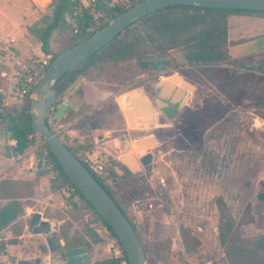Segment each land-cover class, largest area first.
Returning <instances> with one entry per match:
<instances>
[{
    "label": "rangeland",
    "instance_id": "1",
    "mask_svg": "<svg viewBox=\"0 0 264 264\" xmlns=\"http://www.w3.org/2000/svg\"><path fill=\"white\" fill-rule=\"evenodd\" d=\"M51 10V0H0L1 109L21 102L11 89L14 66L10 64V58H22L36 69L40 60L51 56L43 54L39 43L27 32L29 25L39 24ZM244 20H237L232 26V31L237 32L233 38L241 42L256 34L254 25L247 22L248 18ZM55 40L56 35L51 51L58 47ZM238 61L245 71L264 76V50L243 54ZM131 66L134 72L139 69L142 75H132ZM182 68L181 73L165 68L157 56L151 55L125 65L121 84L110 85L105 81L94 84L105 93L122 95L137 88H152L154 83L169 81V77L174 76L179 86L184 82L191 87L185 86L188 92L182 97L174 118L162 117L148 128L153 142L150 148L153 160L146 173L135 171L141 194L129 207L142 221L139 234L145 243L171 239L172 253L165 260L153 254L155 264H247L241 258L227 260L218 244L215 198L223 197L236 219L248 206L253 222L244 227V234H264V200L258 196L264 180V120L256 111L230 104L239 81L219 84L198 76L190 65ZM146 73L148 77H143ZM212 103L230 105L229 110L218 122L203 129V151L198 152L199 145L190 141L193 127L184 110L197 111ZM129 132L130 137L136 135ZM13 144L6 139L0 126V180H10L17 187L19 202L24 205L18 224L25 223L29 216L43 223L24 226L19 242L8 245L5 253L0 255V264H17L19 260L35 258L41 250L49 252V264H64L66 257L63 254L71 250L67 248L68 244L77 238L88 240L86 231L90 227L98 230L101 240L96 243L88 240L90 249L83 248L89 259L81 264L106 260L105 227L78 200L65 201L61 192L53 191L48 183L51 175L45 173L44 166H37L35 150L41 142L36 140L22 158L15 156ZM3 202L0 199V205ZM181 226L192 236L194 248L189 251L180 242L178 230ZM0 237L11 238L13 233L10 229H1ZM47 240L51 241L52 249Z\"/></svg>",
    "mask_w": 264,
    "mask_h": 264
},
{
    "label": "trees",
    "instance_id": "2",
    "mask_svg": "<svg viewBox=\"0 0 264 264\" xmlns=\"http://www.w3.org/2000/svg\"><path fill=\"white\" fill-rule=\"evenodd\" d=\"M51 1V14L44 16L39 24L27 27L28 34L39 43L40 51L45 55H51L48 64L57 54L90 36L95 30L105 26L114 16L140 0H126L124 4L114 7L107 6L104 0H94L93 6L89 10H78L77 3L73 0ZM245 18H248V23L254 25L256 34L249 40L241 42L233 38L237 32L232 31V26L237 20L245 21ZM55 35L57 39L55 44L58 47L51 51L52 39ZM263 50L264 11L186 5L164 7L136 20L75 68L61 75L53 84L56 102L53 112H49L46 117V124L54 130L48 123V119L54 117L55 109L61 99L80 80L90 81L94 84L105 81L110 85H119L124 81L125 65L131 64L135 59L140 60L151 55L157 56L165 68L180 73L183 72L184 65H190L198 76L219 84L230 83L233 80L239 81L230 104L242 107L247 111H256L259 117L264 120V76L245 71L238 61V58L243 54H256ZM129 70L133 73L132 75H142L141 72H138L139 69H135L137 72H134L132 66ZM39 77L40 74L29 92L36 85ZM143 77H148V74H144ZM81 88L82 86H79L76 92ZM229 106L212 103L203 105L197 111L184 110L188 123L193 127L190 141L195 142V146L199 145L198 152L203 151L201 137L203 129L218 122L228 112ZM29 111V96H26L18 104L0 108V126L4 130L6 139L14 141V146H12L14 154L22 155L21 158L24 157L26 150L34 145L36 140H39L41 145L35 150V155L38 161L43 157L47 158L44 169L45 173L51 175L48 181L49 187L53 191L61 192L65 201H70L74 196H77L79 203L87 207L97 222L108 228L111 236L116 238L110 227L68 180L42 137L31 130ZM94 115V112L84 115L74 124V127L81 132L85 131L88 129L87 122ZM57 122H62V120L59 119ZM58 135L66 147L76 155L73 146L67 143V138L60 133ZM42 148L45 149L46 154L42 153L40 150ZM104 160L101 177L88 171L132 225L143 247L146 264H153V262L155 264L153 254L160 260L167 259L172 253L171 239L165 238L154 243H145L127 213L129 205L141 194V186L135 178L136 173H132L123 163L111 157ZM82 164L85 166L83 162ZM260 185L262 192L258 196L264 200V180ZM70 188H73L74 192H70ZM0 199L4 200L0 205V230L10 229L13 233L11 238L0 237V255H3L8 245L19 242V236L24 226L29 224L40 226L43 221H34L32 220L33 216H29L25 223L18 224V218L24 212V205L19 202L17 187L10 180H0ZM215 205L218 215L217 241L227 260L233 261L241 258L247 264H264V234L245 235L243 232L244 227L253 222L249 207L247 206L236 219L223 197H216ZM178 232L182 247L187 251L193 249L194 244L188 229L181 226ZM86 235L90 242L96 243L101 240L96 228H88ZM88 240L77 238L69 243L67 248L74 249L83 246L89 248ZM119 245L125 258L123 248L120 243ZM63 256L66 257V252ZM115 263V261L106 259L94 261L92 264Z\"/></svg>",
    "mask_w": 264,
    "mask_h": 264
},
{
    "label": "water",
    "instance_id": "3",
    "mask_svg": "<svg viewBox=\"0 0 264 264\" xmlns=\"http://www.w3.org/2000/svg\"><path fill=\"white\" fill-rule=\"evenodd\" d=\"M172 5L264 11V0H140L114 16L105 26L95 30L90 36L57 54L43 69L36 85L31 90L29 111L31 130L42 137L48 150L54 156L68 180L110 227L123 248L128 264H146V256L136 232L112 198L100 186L76 155L66 147L60 136L46 124V117L49 115L50 108L56 102V92L53 89V84L61 75L75 68L80 62L99 50L136 20ZM169 81L172 83L179 82L174 76H170ZM169 81H165V83L158 82L156 84L157 95L160 99L158 103L160 105H163L162 99L167 98L168 92L172 87V83ZM180 83L191 89L186 83ZM79 84L77 83L73 86L65 95V99L57 105L54 112L55 120H59L68 107H74L67 100V97ZM162 84L167 85L163 91L161 90ZM181 95L177 93L172 100L177 109L182 101ZM141 98L139 102L148 106L147 98L145 96ZM136 100L128 99L127 105H133ZM126 116L129 124L132 125L129 111L126 112ZM152 145L151 138L146 143L141 140L134 142L137 151L149 150ZM150 156L149 153L146 154L147 158H150ZM122 161L130 167L132 172L136 171V167L132 164L129 156L123 157ZM38 165L40 166V162ZM47 242L50 245V249H52L51 241L47 240ZM66 256L67 260L64 264H81L89 259V254L83 247L67 250ZM17 264L43 263L39 258H34L19 260Z\"/></svg>",
    "mask_w": 264,
    "mask_h": 264
},
{
    "label": "crops",
    "instance_id": "4",
    "mask_svg": "<svg viewBox=\"0 0 264 264\" xmlns=\"http://www.w3.org/2000/svg\"><path fill=\"white\" fill-rule=\"evenodd\" d=\"M160 82L165 83L162 80ZM78 83H80L79 86H82L81 90L76 92V89L79 87L77 86L67 97V100L74 107H68L65 110L60 118L62 122L56 121L59 133L67 138V143L73 146L76 153L90 151L94 158L102 161L104 164V159L111 157L123 163L131 171L130 167L122 161L123 157L129 156L132 164L136 167V171L146 173L153 160L152 154L150 153V149L137 151L134 142L141 140L146 143L151 138L148 131L149 127L156 125L162 117L168 120L174 118L177 107L173 104L172 100L179 90L182 91V97H184L188 90L183 86H179L178 83H172L167 98L162 99L163 105H160L156 89L157 83H154L152 88H137L136 90L127 91L122 95L105 93L90 81L84 82L80 80ZM94 87L96 88L94 89ZM165 87L167 85L162 84L161 90L163 91ZM143 96L147 98L149 107L139 102ZM64 99L65 96L61 101ZM128 99L137 100L133 105H127ZM127 111L130 112L132 126L128 122ZM90 112H94L95 115L87 122L88 129H85L83 132L79 131L74 127V124ZM129 130L135 132L136 135L130 137ZM127 135L128 137H126ZM148 153L151 155L150 158L146 157ZM21 156L17 155L16 157L19 158ZM37 166L40 167L41 165ZM127 213L138 231H141L143 228L141 226L142 221L136 218L131 207L127 208ZM38 257L44 260V262L41 261L43 264H49L50 254L48 251H39L35 258Z\"/></svg>",
    "mask_w": 264,
    "mask_h": 264
},
{
    "label": "built area",
    "instance_id": "5",
    "mask_svg": "<svg viewBox=\"0 0 264 264\" xmlns=\"http://www.w3.org/2000/svg\"><path fill=\"white\" fill-rule=\"evenodd\" d=\"M38 1V0H37ZM47 2L49 0H46ZM77 3L78 10H89L93 6L94 0H73ZM126 0H104L105 4L109 7H114L116 5L124 4ZM46 3V2H45ZM47 59L40 60L39 65L36 69L30 67L26 61L22 58H10V63L12 64V76H11V89L14 91V95L19 101H23L26 96L31 97V92L29 89L31 88L32 84L37 79L38 75L42 73V70L47 66L48 60ZM17 67V69H15ZM54 110V106L50 108V112L52 113ZM56 121L54 117H50L48 123L54 128L57 134H59V129L56 126ZM14 143V141H13ZM42 153L46 154L45 149H42ZM76 156L79 158L81 162L85 164V168L99 177L102 176L104 170V163L99 161L98 159L94 158L93 154L90 151H80L76 153ZM47 158L43 157L40 160L41 166H46ZM70 192H74L73 188L69 189ZM74 202L78 200L77 196H74ZM106 238L107 243L105 244V251L107 260L115 261V264H128L126 257H123L122 249L117 241L116 238L112 237L108 228L105 227L103 230Z\"/></svg>",
    "mask_w": 264,
    "mask_h": 264
},
{
    "label": "bare ground",
    "instance_id": "6",
    "mask_svg": "<svg viewBox=\"0 0 264 264\" xmlns=\"http://www.w3.org/2000/svg\"><path fill=\"white\" fill-rule=\"evenodd\" d=\"M169 82H170V81H169ZM171 83H172V82H171ZM173 84H174V83H173ZM182 86L185 88L184 84H182ZM177 93H180V94H181V93H182V91H181V90H179ZM177 93H176V94H177Z\"/></svg>",
    "mask_w": 264,
    "mask_h": 264
},
{
    "label": "flooded vegetation",
    "instance_id": "7",
    "mask_svg": "<svg viewBox=\"0 0 264 264\" xmlns=\"http://www.w3.org/2000/svg\"><path fill=\"white\" fill-rule=\"evenodd\" d=\"M66 260H67V256H66ZM66 260H65V262H66Z\"/></svg>",
    "mask_w": 264,
    "mask_h": 264
}]
</instances>
